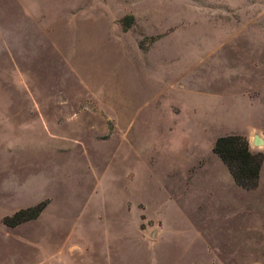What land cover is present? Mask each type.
<instances>
[{
	"label": "rangeland",
	"instance_id": "374dc122",
	"mask_svg": "<svg viewBox=\"0 0 264 264\" xmlns=\"http://www.w3.org/2000/svg\"><path fill=\"white\" fill-rule=\"evenodd\" d=\"M224 134L263 154L254 189L212 152ZM255 134L264 0H0V264H264ZM166 146L217 179L207 221L168 207Z\"/></svg>",
	"mask_w": 264,
	"mask_h": 264
},
{
	"label": "crops",
	"instance_id": "0c3cea01",
	"mask_svg": "<svg viewBox=\"0 0 264 264\" xmlns=\"http://www.w3.org/2000/svg\"><path fill=\"white\" fill-rule=\"evenodd\" d=\"M174 148L175 146H166L161 157L160 168L163 174V180H161L162 183L160 182L159 185V187H161L162 185V191L160 192L164 194L165 199L169 200V208L174 207L176 210L186 209L190 212H199V215H197V219L207 221V218L202 219V217H204L202 214L204 213V211L206 212L207 210H209L208 207L213 204L212 202L207 201V197L212 195V187L214 181H216L217 179L214 177L211 169L209 168V170H205L203 165L198 167L196 165L195 167H193V171H191V165L190 167L187 166V163L189 162V157H183L182 155L177 156L176 149ZM205 159H203L204 163L206 162ZM198 162L199 159H197L196 163ZM221 164L222 168L225 167L222 162ZM224 170H226L225 174H229L227 168ZM198 174L199 179L196 180L195 176H198ZM223 175L224 173L220 175L222 177L217 176V178L219 180L220 178L223 179ZM225 177L226 179L229 178L228 175ZM200 180L201 182H199ZM171 197H173V199ZM168 221L167 219L165 221V225H167L168 227L177 226L170 225ZM195 240L197 241L199 240V238L196 237ZM167 242L169 244L175 245L173 239H168ZM169 254H171L172 256L168 258H179V256L175 254V251L169 252ZM183 257L180 256V258Z\"/></svg>",
	"mask_w": 264,
	"mask_h": 264
},
{
	"label": "trees",
	"instance_id": "16d2710c",
	"mask_svg": "<svg viewBox=\"0 0 264 264\" xmlns=\"http://www.w3.org/2000/svg\"><path fill=\"white\" fill-rule=\"evenodd\" d=\"M211 150L227 168L237 186L246 190L254 189L257 186L263 154L251 152L245 137L239 134L217 136ZM45 204V201H40L32 206L20 208L10 215L3 216L1 221L6 226H15L34 219Z\"/></svg>",
	"mask_w": 264,
	"mask_h": 264
},
{
	"label": "water",
	"instance_id": "95a60500",
	"mask_svg": "<svg viewBox=\"0 0 264 264\" xmlns=\"http://www.w3.org/2000/svg\"><path fill=\"white\" fill-rule=\"evenodd\" d=\"M252 143L254 145H259V144H264V141L258 135L255 134L252 137Z\"/></svg>",
	"mask_w": 264,
	"mask_h": 264
}]
</instances>
